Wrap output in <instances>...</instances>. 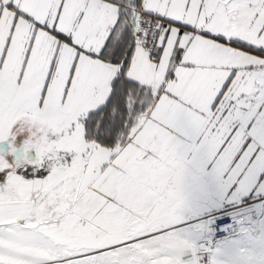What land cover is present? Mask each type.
Returning <instances> with one entry per match:
<instances>
[{"label":"snow or ice","instance_id":"6c2138e0","mask_svg":"<svg viewBox=\"0 0 264 264\" xmlns=\"http://www.w3.org/2000/svg\"><path fill=\"white\" fill-rule=\"evenodd\" d=\"M183 137L264 195V0H0V264H197Z\"/></svg>","mask_w":264,"mask_h":264},{"label":"crops","instance_id":"0c3cea01","mask_svg":"<svg viewBox=\"0 0 264 264\" xmlns=\"http://www.w3.org/2000/svg\"><path fill=\"white\" fill-rule=\"evenodd\" d=\"M181 144L177 159L184 164L185 173L181 184L180 209L193 217L221 215L247 203H256L260 209L259 222L252 225L253 229L248 234L243 232L245 243L217 253L216 264H264V195L230 193L221 175L208 165L197 150L195 138L183 137ZM246 237L252 240L248 241Z\"/></svg>","mask_w":264,"mask_h":264},{"label":"built area","instance_id":"2783aa9c","mask_svg":"<svg viewBox=\"0 0 264 264\" xmlns=\"http://www.w3.org/2000/svg\"><path fill=\"white\" fill-rule=\"evenodd\" d=\"M259 210L258 204L247 203L221 215L207 216L203 233L194 243L193 258L197 264H213L216 245L247 231L250 220L259 215Z\"/></svg>","mask_w":264,"mask_h":264},{"label":"rangeland","instance_id":"374dc122","mask_svg":"<svg viewBox=\"0 0 264 264\" xmlns=\"http://www.w3.org/2000/svg\"><path fill=\"white\" fill-rule=\"evenodd\" d=\"M257 220L259 216H254ZM201 217H193L190 213L185 210L179 209L177 219L174 221L175 227L172 229L169 235H173L175 238L183 240L192 246V250L194 249V243L201 237L204 224L197 223ZM248 230L244 234H248ZM239 235L235 238L228 239L221 243H218L215 251H214V264H216V255L220 251H223L226 248H232L233 246L242 245L244 242V235ZM244 235V236H243ZM247 238V237H246ZM248 241H251L252 238H247Z\"/></svg>","mask_w":264,"mask_h":264},{"label":"bare ground","instance_id":"6f19581e","mask_svg":"<svg viewBox=\"0 0 264 264\" xmlns=\"http://www.w3.org/2000/svg\"><path fill=\"white\" fill-rule=\"evenodd\" d=\"M263 205H264V203H263ZM254 216H259L258 214H256V215H254ZM208 217L206 216V217H201L200 219H199V223H205L206 222V219H207ZM255 218V217H254ZM254 218H252L251 220H250V222H249V224H248V231L249 232H251L252 231V225L254 224V223H258L259 221L257 220V218L256 219H254ZM259 218V217H258Z\"/></svg>","mask_w":264,"mask_h":264}]
</instances>
